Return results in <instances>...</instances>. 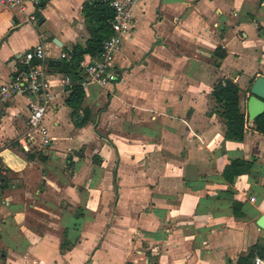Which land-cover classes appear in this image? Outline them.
<instances>
[{
    "label": "crops",
    "instance_id": "obj_1",
    "mask_svg": "<svg viewBox=\"0 0 264 264\" xmlns=\"http://www.w3.org/2000/svg\"><path fill=\"white\" fill-rule=\"evenodd\" d=\"M86 1L0 5V85L44 46L33 61L51 83L42 124L52 138L42 147L28 127V91L0 103V264H237L252 246L264 253V134L246 108L264 75V0H139L116 80L83 88L90 119L76 126L49 60L85 45ZM224 79L240 88L241 141L215 110ZM234 158L253 163L230 181Z\"/></svg>",
    "mask_w": 264,
    "mask_h": 264
},
{
    "label": "trees",
    "instance_id": "obj_2",
    "mask_svg": "<svg viewBox=\"0 0 264 264\" xmlns=\"http://www.w3.org/2000/svg\"><path fill=\"white\" fill-rule=\"evenodd\" d=\"M111 0H89L83 3L82 14L89 38L84 46L76 44L72 50H67L66 58L60 66V72L63 76L69 77V84L65 87L70 90V94L66 100L68 106L74 109L77 115L75 120L76 126L85 125L90 119V110L81 108L84 98V89L80 82L83 79V72L80 62L87 58H91L99 54L103 41L110 34V21L113 16V10L110 4ZM42 19V16H39ZM37 61H32V64ZM240 88L232 79H224L217 81L212 90V98L215 101V110L222 118L225 125V136L227 139L241 141L244 137L246 115L240 107ZM254 127L257 131L264 134V112L257 116L254 120ZM253 160H245L242 158H234L224 168V176L232 181V179L248 171ZM234 214H240V207L236 203L232 206ZM255 255H263V249L252 246L245 255L239 259L237 264L245 262V264H253Z\"/></svg>",
    "mask_w": 264,
    "mask_h": 264
},
{
    "label": "built area",
    "instance_id": "obj_3",
    "mask_svg": "<svg viewBox=\"0 0 264 264\" xmlns=\"http://www.w3.org/2000/svg\"><path fill=\"white\" fill-rule=\"evenodd\" d=\"M37 0H0V5L8 7L24 6L26 3H35ZM139 0H111L110 6L113 16L110 21V34L102 43L99 54L89 59H83L80 66L83 79L80 84L86 88L89 83L107 85L116 80L114 71V57L119 51L125 34L129 33L134 25L133 8ZM35 20V16H31ZM45 49L42 44L24 53L22 63L24 68L18 72L15 80L0 85V103L13 92L26 90L32 95L30 100V112L27 116V125L32 132H37L42 147L48 146L52 138L47 128L42 124L45 110L50 106L51 83L40 63L32 64L33 60L42 62L45 60ZM64 85L69 84V77L63 76ZM1 113V108H0ZM254 196L249 200L254 201ZM253 264H264L263 255H255Z\"/></svg>",
    "mask_w": 264,
    "mask_h": 264
},
{
    "label": "water",
    "instance_id": "obj_4",
    "mask_svg": "<svg viewBox=\"0 0 264 264\" xmlns=\"http://www.w3.org/2000/svg\"><path fill=\"white\" fill-rule=\"evenodd\" d=\"M53 41L56 44H61L56 38H54ZM49 64L61 66L62 60L50 59ZM246 108L247 116L250 120H254L264 112V75H257L249 83V96L246 101ZM257 225L264 229V214L257 219Z\"/></svg>",
    "mask_w": 264,
    "mask_h": 264
},
{
    "label": "rangeland",
    "instance_id": "obj_5",
    "mask_svg": "<svg viewBox=\"0 0 264 264\" xmlns=\"http://www.w3.org/2000/svg\"><path fill=\"white\" fill-rule=\"evenodd\" d=\"M246 93H247V90L244 91V96H245V98H246V95H247Z\"/></svg>",
    "mask_w": 264,
    "mask_h": 264
}]
</instances>
